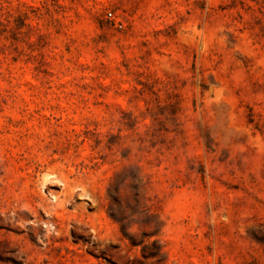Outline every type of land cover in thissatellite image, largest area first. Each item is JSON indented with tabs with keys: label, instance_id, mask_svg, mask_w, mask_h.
Listing matches in <instances>:
<instances>
[{
	"label": "rangeland",
	"instance_id": "rangeland-1",
	"mask_svg": "<svg viewBox=\"0 0 264 264\" xmlns=\"http://www.w3.org/2000/svg\"><path fill=\"white\" fill-rule=\"evenodd\" d=\"M0 264H264V0H0Z\"/></svg>",
	"mask_w": 264,
	"mask_h": 264
},
{
	"label": "built area",
	"instance_id": "built-area-1",
	"mask_svg": "<svg viewBox=\"0 0 264 264\" xmlns=\"http://www.w3.org/2000/svg\"><path fill=\"white\" fill-rule=\"evenodd\" d=\"M107 15H108L109 17L111 16V14H110V13H108ZM119 27H120V26H119Z\"/></svg>",
	"mask_w": 264,
	"mask_h": 264
}]
</instances>
